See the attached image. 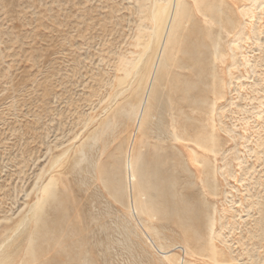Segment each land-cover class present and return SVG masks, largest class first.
<instances>
[{
  "label": "rangeland",
  "instance_id": "374dc122",
  "mask_svg": "<svg viewBox=\"0 0 264 264\" xmlns=\"http://www.w3.org/2000/svg\"><path fill=\"white\" fill-rule=\"evenodd\" d=\"M155 1L0 0V264H264V0Z\"/></svg>",
  "mask_w": 264,
  "mask_h": 264
},
{
  "label": "bare ground",
  "instance_id": "6f19581e",
  "mask_svg": "<svg viewBox=\"0 0 264 264\" xmlns=\"http://www.w3.org/2000/svg\"><path fill=\"white\" fill-rule=\"evenodd\" d=\"M162 1H164V4H160V2H162ZM184 2H186V1L185 0H161V1L156 0L155 1V3L153 4L151 15H150L151 21L153 23V27H152V32H150V34H149V40H151L153 38V40L155 41L157 46H161L163 40L167 41L169 31L172 27L173 18L175 16L177 10H180L183 8V7H181V5L184 4ZM250 2L254 3V2H256V0H251ZM210 7L211 6H209V8ZM205 8H207V6ZM201 14L204 15L203 11L201 12ZM150 45H151L150 41H146V44L143 45L142 53L147 52V49L149 47H151ZM137 60L139 61L140 59H137ZM138 61H134L133 64H132V62L130 63L131 69H133L137 66ZM126 63H128V62H126ZM137 68H140V67L137 66ZM131 69L130 68L124 69V75L125 76L119 77V80L122 81L125 79V77L130 75ZM141 83H142V81H138L139 85H138V88L136 87L137 90L140 89ZM139 93H140V90H139ZM113 187L116 189V190L115 189L113 190L114 195L116 197L120 198V196H118V193H119L118 183L114 182ZM37 191L39 193V197L37 196L38 197V198H36L37 200L32 204V206L29 210V211H31L30 212L31 213V219L34 220L35 225H37V223L42 218L41 217V212H42L41 209L47 204L48 200L53 201L55 196H56L55 190H54V184H53L51 179H48L46 182H43L40 185V187H38ZM144 193L147 194L146 192H144ZM138 194L140 195V191H138ZM141 195H144V194H141ZM141 199H142V201L141 202L139 201L140 202V205H139L140 211L142 213L146 214L147 216H150V217L154 216V214H156V211L153 210V208L151 206H149L148 201L145 200L144 197H142ZM57 202H58V199H57ZM22 220H24V219H22ZM37 229H38V231L35 235H39L38 232L45 233L51 228H47L46 226H42V227H37ZM30 238L31 239H29V242H28L29 244H28V248L26 251V254L29 255L30 259L26 258L23 262H21V264H30V262H32V260H37L38 256H40L39 254L41 252L40 253L37 252V248L33 244V241L35 239L34 236L30 237ZM54 242H56V241H54Z\"/></svg>",
  "mask_w": 264,
  "mask_h": 264
}]
</instances>
